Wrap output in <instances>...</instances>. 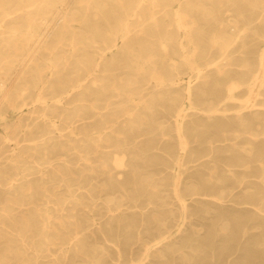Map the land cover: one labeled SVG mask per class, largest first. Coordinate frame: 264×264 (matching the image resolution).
I'll list each match as a JSON object with an SVG mask.
<instances>
[{
	"label": "bare ground",
	"instance_id": "obj_1",
	"mask_svg": "<svg viewBox=\"0 0 264 264\" xmlns=\"http://www.w3.org/2000/svg\"><path fill=\"white\" fill-rule=\"evenodd\" d=\"M204 1L206 0H0V39L6 38L8 40L5 43L10 44L0 48V117L3 119L4 131L3 135L0 134V161L7 160L11 167L0 168V171L4 170L0 172V185L13 190L14 195L24 192L33 195L30 182L26 179L28 174H24L26 168L31 165V161L27 159L47 165H51L53 160L67 162L66 157L71 150L73 154L80 156V160L86 162L87 169L75 175L69 168L63 167V170L60 166L52 164L50 176L52 179L62 177V181L70 176L79 178L82 186L78 189L86 188L88 195H91L96 187L88 182L86 174L96 173L95 168H99L102 173L109 164L115 168V174L122 175L129 165L132 178L138 177L134 162L136 156L126 148L127 145L134 143L136 137L129 140L125 135L121 141L117 139L119 135L124 134L123 129H133L134 120L142 118L144 114L139 113L141 106L147 112L153 109V100H145L143 94V84L147 81H152L159 91L165 92L164 96L163 93L158 96L167 99L169 105L168 117L171 116L175 127L177 154L185 157L190 163L204 157L205 152L200 153L191 149L185 134L187 130L184 126L185 117L189 110L203 111L197 102L203 98V91L209 82L208 70L218 67L217 74L225 72L228 76L230 72H234L223 71L219 64L228 60L232 43L235 41L225 38L223 33L218 31L210 32L211 35L207 39L202 38L195 14L210 16L214 13L206 12L202 3ZM243 1L245 4L249 3V0ZM249 4L252 8L264 10V0H254ZM218 13L219 10H216L215 15L211 17L213 23L217 24ZM57 21H60V24L55 26L57 23H53ZM173 30L179 34L178 39L169 36ZM245 31V28L238 30L239 33ZM155 41L160 47L162 60L169 62L173 69L170 75L165 74L163 67L152 66L154 55L147 53L146 49ZM63 46L70 49L66 56L60 54ZM175 47L179 50L183 66L190 72L184 85L179 83V71L174 64ZM41 51L51 56L43 69L40 68V59L34 58L36 53ZM108 53L110 58L106 59ZM9 56L13 57L11 61L7 60ZM125 56L132 58L129 64L125 63ZM16 61L29 62L33 69L30 70L31 68L28 69V66L24 65L20 71L15 72ZM150 64L151 67H148ZM134 65L133 70L137 77L134 76L133 79L127 77L122 88L117 87V72L123 69L132 70ZM46 72L52 75L51 82H48ZM138 77L141 78L140 81ZM199 79L203 80L201 85L198 84ZM242 84H245L244 91L247 93L243 101L245 109L255 108L256 112V109L264 107V47L258 53L256 68L248 74L247 80ZM242 84L228 83L224 93L216 100H212L209 110L214 113L223 111L228 101L237 99L235 90ZM108 91L116 93L117 97L122 99L114 108L108 98ZM182 99L186 100V105L181 103ZM102 110L108 112V119L101 118ZM122 117L125 119L121 120ZM87 119L91 122L96 121L84 124ZM240 122L244 123V120L241 119ZM50 129L52 132L58 131L59 134L57 138L45 140L51 133ZM107 130L111 137L103 138L102 134ZM94 133L97 134L95 137ZM79 135L81 137H78ZM109 139L115 142L109 143V147L106 146L112 151L105 153L101 144ZM6 148L8 153L3 156ZM91 156L97 161L94 169L91 165ZM129 160L131 162L133 160V163L129 164L131 163ZM257 160L263 171L264 186V164L260 159ZM202 163L199 164L203 165ZM229 165L248 168L242 159H235ZM174 168L172 167V170ZM210 173L209 179H212L215 173ZM149 175L150 173L141 175L139 179L141 187H137L136 180L130 183L134 196H139L141 191L149 189L151 197L158 196L153 189L155 184L152 179L148 180ZM110 176L112 177V174ZM19 178L22 181L17 186ZM174 178L173 176L170 186L174 200L182 212L188 207L187 196H208L198 193L192 186L188 188L189 195H178ZM66 186L67 192L72 194L70 183ZM117 188L125 189L121 183H117ZM223 191L219 192L220 197L214 194L210 196L217 200L222 199ZM51 194L47 189H43L44 200L49 203V197L45 195ZM24 201L7 198V204L0 209L2 216L10 221L8 227L0 222V264H28L31 261L27 260L26 255L30 250L33 258L31 264H36L42 255L44 246H35L33 242L26 248L23 245L28 235L38 233V223L26 221L27 214H30V217L31 215L36 218L44 217L42 230L45 234L49 235L52 229L57 230L52 227L53 217L47 210L43 215L40 214L39 208L21 214L19 216L22 218L21 221L15 220V216L11 214L13 207H23ZM122 205L119 202L114 209H108L111 217L116 218L113 216L114 212L119 214L118 210ZM165 205L164 202L163 206ZM56 210L63 211L64 207H57ZM161 216L155 213L151 218L156 223L155 229L158 232L155 247L162 245L171 231L164 222L166 220L164 213ZM121 221L116 220V223ZM74 222L70 223L74 225ZM65 224L60 220L59 228L65 230ZM89 228L90 224L67 228L66 234H69V237L59 241L60 250L73 245L77 254L86 256L82 232ZM2 229L8 230L5 231L6 235L13 231L17 232L22 245L18 253L15 252L16 255L10 248L1 247L5 243ZM60 236L65 237V234ZM40 238L47 236L40 234ZM45 249L48 253V248ZM145 251L147 253V246ZM142 263L139 260L133 264Z\"/></svg>",
	"mask_w": 264,
	"mask_h": 264
},
{
	"label": "rangeland",
	"instance_id": "obj_2",
	"mask_svg": "<svg viewBox=\"0 0 264 264\" xmlns=\"http://www.w3.org/2000/svg\"><path fill=\"white\" fill-rule=\"evenodd\" d=\"M253 1L249 0V3ZM202 3L206 12H214L210 16L195 14L202 38L207 39L211 35L210 32L218 31L222 32L225 38L235 39L230 57L219 64V68L223 71L233 70L234 72H230L228 76L225 72L217 74L218 67L208 70L209 82L203 91V98L197 102L198 107L203 111L189 110L184 121L185 130L187 129L185 134L191 149L198 150L200 153L205 152L206 155L195 162V165L177 154L175 127L171 116L168 117L169 105L167 99L158 96L160 93L164 96L165 92L159 91L152 81L144 82L145 100H153L154 107L147 112L141 106L139 113L144 114L142 118L134 120L133 129H123L124 134L119 135L117 139L121 141L125 135L129 140H134L136 137L134 143L127 145L126 148H129L132 155L136 156L134 162H136L138 177L132 178L129 165L122 175L115 174V168L109 164L100 173V169L95 168L97 161L91 156V165L96 173L86 174V177L88 182L96 188L91 195H88L86 188L78 189L82 186L79 178L70 176L62 181V177L52 179L50 176L52 164L60 166L63 170V167L69 168L75 172V175L87 169L86 162L80 160V156L73 154L71 150L66 157L67 162L53 160L51 165H47V163L40 164L33 159H27L31 161V165L26 168L24 174H28L26 179L30 182L33 195H28L27 192L14 195L13 190L0 185V209L7 204V198L25 200L23 207H13L11 214L15 216V220L21 221L22 218L19 216L34 208H39L42 215L47 210L53 217L52 227L54 230L57 229V232L52 229L47 235L42 230L44 217L36 218L25 214L26 221L38 223L39 234L34 232L28 235L23 245L26 248L33 242L35 246H44L36 264H133L139 260L143 262L142 264H264L263 171L257 160L260 159L264 164V107L256 109L257 113L255 108L245 109L243 101L247 93L244 91L245 84H242L247 80L248 74L256 68L258 53L264 47V10L252 8L251 4H245L243 0H206ZM216 10H219L217 14L219 25L213 23L211 19ZM55 23H57L55 26H58L60 21L53 24ZM242 28L246 29L245 33L238 32ZM170 33L169 36L178 39L179 34L176 31L173 30ZM7 40L0 39V48L10 45L5 43ZM69 52L70 49L63 46L60 54L66 56ZM146 52L154 55L152 66L163 67L166 75L171 74L173 69L169 62L162 60V53L156 41L147 46ZM174 52V64L179 71V83L184 85L190 72L183 66L177 47L174 48ZM107 56L106 59H109L110 54L108 53ZM34 58L40 59V68L43 69L49 63L51 56L41 51L36 53ZM12 59V56L7 58L10 61ZM131 60L129 56L124 58L127 64ZM28 63L16 61L15 72L20 71L24 65H27L28 69L31 68L32 64ZM133 67L135 65L132 66V70L123 69L117 72V87L121 89L127 77L131 79L134 76L137 77ZM148 67H151V64ZM32 69L33 67L30 70ZM46 77L48 82L52 81L51 74H47ZM138 79L140 81L141 78L138 77ZM202 82V79L198 80V84L201 85ZM230 82L242 84L235 90L237 99L228 101L223 111L216 113L210 111L209 106L212 100L220 97ZM108 95L112 108L122 102L116 93L108 91ZM181 103L186 105V100L182 99ZM108 115L107 111H101L102 119H108ZM123 119L125 118L122 117L121 120ZM241 119L244 123L240 122ZM2 122L3 119L0 117L1 135L4 134ZM84 122V124L92 123L88 119ZM52 131L50 129L51 133L45 137V140L57 138L59 132ZM96 135L94 133L93 137ZM102 136L103 138L111 137L108 130L104 131ZM113 141L109 139L101 144L105 153L112 151L108 145L113 144L115 142ZM7 153L6 148L3 156ZM235 159L244 160L248 168L229 165ZM201 162L203 165L199 164ZM132 163L133 160L129 164ZM5 166L11 168L10 163L2 159L0 168ZM227 169L231 171L228 172ZM210 172L215 173L212 179H209ZM148 173H150L148 180L152 179L155 184L153 189L158 196L151 197L150 189L141 191L139 196H134L130 183L136 180L137 187H141L139 179L141 175ZM173 176L178 195H189L188 188L192 186L198 193L208 196H187L188 207L182 212L177 201L174 200L172 186H170ZM21 181L22 179L19 178L17 186ZM68 183H70L72 194L67 192ZM117 183H121L125 189L117 188ZM43 189L52 193L45 195L49 197L50 203L44 200ZM221 191L224 194L222 199L217 200L210 196L214 194L220 197ZM119 202L123 205L118 210L119 214L114 212L113 216L116 217L114 219L108 209H114ZM164 202L165 206H163ZM57 207H64V210L57 211ZM155 213L160 216L164 213L166 216L164 222L171 229L167 240L158 247L154 246L158 238L156 223L151 219ZM60 220L66 223L65 230L59 228ZM116 220L122 221L116 223ZM71 221H75L74 225L70 223ZM0 222L6 227L10 222L8 218L2 216L1 211ZM86 224H90V228L82 232L86 256L77 254L73 245L60 250L59 241L69 237V234H66L67 228L70 229L75 225L84 227ZM5 231L8 230L2 229L5 243L1 247L6 246L14 254L16 251L18 253L22 243L19 241L17 232L13 231L6 235ZM40 234H44L47 238H40ZM62 234H65V237L60 236ZM45 246L49 250L48 253ZM26 258L33 261L31 250L27 252Z\"/></svg>",
	"mask_w": 264,
	"mask_h": 264
}]
</instances>
